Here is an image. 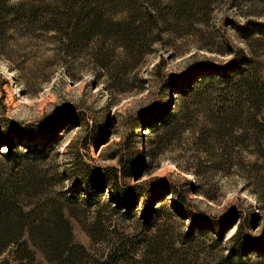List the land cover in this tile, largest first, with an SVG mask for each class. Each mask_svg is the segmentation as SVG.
Masks as SVG:
<instances>
[{
  "label": "rangeland",
  "instance_id": "374dc122",
  "mask_svg": "<svg viewBox=\"0 0 264 264\" xmlns=\"http://www.w3.org/2000/svg\"><path fill=\"white\" fill-rule=\"evenodd\" d=\"M10 1L39 10L11 16L0 36V175L28 167L48 194L68 196L78 153L93 168L129 166V184L173 182L205 216L227 224L219 238L175 213L170 195L127 207L104 189L91 193L90 205L79 199L63 210L73 241L85 248H73L74 264H264V89L257 120L239 116L234 129L218 134L205 123L210 106L169 85L206 62L239 63L264 83V0H211L203 11L163 24L159 35L144 28L134 40L103 31L79 46L67 44L66 28L43 19V3L62 11L63 0ZM109 9L124 17L122 5ZM160 102L162 109L175 103L173 123L137 127V116ZM24 126H32V139L20 136ZM237 213L248 218L247 236L263 237L260 252L247 249L240 259L227 257ZM12 249L0 253V264H50L39 250L31 260L13 257Z\"/></svg>",
  "mask_w": 264,
  "mask_h": 264
},
{
  "label": "trees",
  "instance_id": "16d2710c",
  "mask_svg": "<svg viewBox=\"0 0 264 264\" xmlns=\"http://www.w3.org/2000/svg\"><path fill=\"white\" fill-rule=\"evenodd\" d=\"M41 2L43 3V0ZM63 2L68 9L63 8L62 11L59 9L54 11L55 6L43 3L41 5L43 19L47 20L46 26L66 28L67 44L79 46L103 31L111 35L124 34L125 37L134 40L142 36L141 31L144 28L154 29L156 35H159L163 24L177 23L181 18L203 11L211 0H63ZM114 3L122 5L124 17L115 18L109 15V7ZM36 9L39 10L37 4L27 7L22 1L0 0V36L11 16L34 17ZM169 85L180 97L189 96L195 105L202 101L206 107L210 106L209 110L213 115L205 123L218 134L224 133L225 126L234 129L237 126L234 122L239 116H243L246 123L251 122V119L257 120V103L264 89V83L258 74L243 68L239 63L228 65L201 63L194 69L192 75H188L184 80L170 78ZM169 90L168 94H165L167 99L171 96ZM161 105L162 102L154 104L152 108L139 114L135 119V125L155 131L173 123L179 112L176 111L178 108L176 109L175 103L163 109ZM186 107L189 108V102ZM194 110L193 107L192 112H195ZM31 128L32 126H24L19 131L20 136L32 139L34 134ZM125 144L124 148H128L129 140L125 141ZM34 148L38 149L39 146L36 145ZM21 154L26 157L28 152ZM13 160L15 164H20L15 157ZM74 162L75 189L68 196L59 191L58 193L56 191V196L48 194L44 190L46 181L37 175L35 177L36 173L34 174L28 167L0 175V253L12 246L13 257H26L32 260L35 249L39 250L50 264H74L73 248L78 247L83 252L85 248L73 241L70 221L63 210L70 206V202L79 199L90 205L93 202L91 193L102 192L104 189L118 195L119 200H123L122 204L127 207L139 200L143 208L148 197L160 198L166 194L170 195L174 200L172 210L175 213L194 217V226H202V231H205L204 228H212L219 238L223 234L221 227L227 226L222 220L205 216L191 202L186 189L173 182L161 181L154 188L142 183L129 184L124 180L130 170L129 166L122 164L120 169L114 166L93 168L83 161L78 153L75 154ZM237 214L241 222L233 231L234 241L227 257L235 255L240 259L239 256L247 249L260 252L263 237L247 236L245 227L248 218L241 216V213ZM106 258V263H109L110 254Z\"/></svg>",
  "mask_w": 264,
  "mask_h": 264
},
{
  "label": "water",
  "instance_id": "95a60500",
  "mask_svg": "<svg viewBox=\"0 0 264 264\" xmlns=\"http://www.w3.org/2000/svg\"><path fill=\"white\" fill-rule=\"evenodd\" d=\"M9 251H11V249H9Z\"/></svg>",
  "mask_w": 264,
  "mask_h": 264
}]
</instances>
